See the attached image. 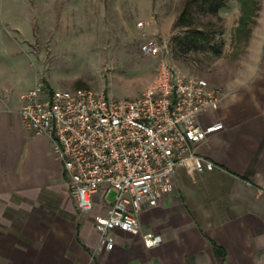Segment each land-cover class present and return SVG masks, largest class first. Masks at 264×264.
Returning a JSON list of instances; mask_svg holds the SVG:
<instances>
[{"label":"crops","instance_id":"1","mask_svg":"<svg viewBox=\"0 0 264 264\" xmlns=\"http://www.w3.org/2000/svg\"><path fill=\"white\" fill-rule=\"evenodd\" d=\"M258 1L246 59L220 80L219 109L199 116L201 125H223L195 148L214 169L176 168L171 192L138 214V233L114 231L109 251L98 248L92 225L99 206L76 214L50 139L22 123L24 89L0 80L7 90H0V264H264V0ZM147 232L162 242L146 248Z\"/></svg>","mask_w":264,"mask_h":264},{"label":"built area","instance_id":"2","mask_svg":"<svg viewBox=\"0 0 264 264\" xmlns=\"http://www.w3.org/2000/svg\"><path fill=\"white\" fill-rule=\"evenodd\" d=\"M138 49L161 57L153 79L134 98L42 84L20 95L22 123L29 132L50 139L77 210L87 214L99 206L92 225L100 250H112L116 230L138 233V214L171 192L176 168L212 171L214 164L195 148L223 128L221 121L199 122L201 114L219 109L220 85L174 70L168 44L157 36L142 39ZM141 240L146 248L162 242L152 232L142 234Z\"/></svg>","mask_w":264,"mask_h":264},{"label":"rangeland","instance_id":"3","mask_svg":"<svg viewBox=\"0 0 264 264\" xmlns=\"http://www.w3.org/2000/svg\"><path fill=\"white\" fill-rule=\"evenodd\" d=\"M180 4L181 0H0V80L17 91L24 89L21 94L42 84L134 98L153 79L160 61V55L138 49L142 39L155 34L168 44L174 70L220 85L247 57V43L233 37L238 1L226 0L218 10L219 54L207 48L176 54L173 38L184 30L173 27ZM195 17L210 18L200 11ZM112 197L110 193L107 201ZM73 207L80 215L74 200Z\"/></svg>","mask_w":264,"mask_h":264},{"label":"trees","instance_id":"4","mask_svg":"<svg viewBox=\"0 0 264 264\" xmlns=\"http://www.w3.org/2000/svg\"><path fill=\"white\" fill-rule=\"evenodd\" d=\"M226 0H181L180 10L173 22V27L183 28V33L173 38V49L176 54L187 51H198L207 48L213 54L221 51L220 43L216 41L222 34L218 10ZM239 17L234 29V39L243 40L246 44L251 33L252 25L259 10L258 0H237ZM203 12L210 18L201 21L195 17L197 12Z\"/></svg>","mask_w":264,"mask_h":264}]
</instances>
